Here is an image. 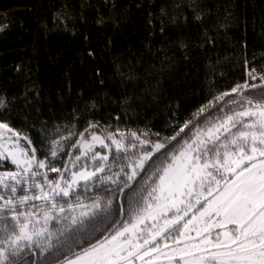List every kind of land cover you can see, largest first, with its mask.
Wrapping results in <instances>:
<instances>
[{
	"label": "snow or ice",
	"instance_id": "obj_1",
	"mask_svg": "<svg viewBox=\"0 0 264 264\" xmlns=\"http://www.w3.org/2000/svg\"><path fill=\"white\" fill-rule=\"evenodd\" d=\"M247 77L163 138L90 122L65 153L71 131L49 148L5 116L0 264H264V65Z\"/></svg>",
	"mask_w": 264,
	"mask_h": 264
},
{
	"label": "trees",
	"instance_id": "obj_2",
	"mask_svg": "<svg viewBox=\"0 0 264 264\" xmlns=\"http://www.w3.org/2000/svg\"><path fill=\"white\" fill-rule=\"evenodd\" d=\"M261 65L264 0H0V119L49 148L71 131L65 153L90 122L174 135Z\"/></svg>",
	"mask_w": 264,
	"mask_h": 264
},
{
	"label": "built area",
	"instance_id": "obj_3",
	"mask_svg": "<svg viewBox=\"0 0 264 264\" xmlns=\"http://www.w3.org/2000/svg\"><path fill=\"white\" fill-rule=\"evenodd\" d=\"M250 83H260V81L257 79L256 81H250Z\"/></svg>",
	"mask_w": 264,
	"mask_h": 264
},
{
	"label": "rangeland",
	"instance_id": "obj_4",
	"mask_svg": "<svg viewBox=\"0 0 264 264\" xmlns=\"http://www.w3.org/2000/svg\"><path fill=\"white\" fill-rule=\"evenodd\" d=\"M1 120V119H0Z\"/></svg>",
	"mask_w": 264,
	"mask_h": 264
}]
</instances>
